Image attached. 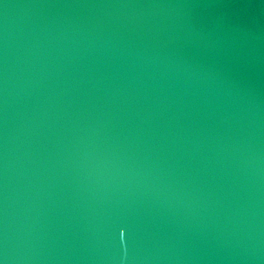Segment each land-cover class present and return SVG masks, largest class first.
I'll return each instance as SVG.
<instances>
[{"label":"water","instance_id":"95a60500","mask_svg":"<svg viewBox=\"0 0 264 264\" xmlns=\"http://www.w3.org/2000/svg\"><path fill=\"white\" fill-rule=\"evenodd\" d=\"M0 264H264V0H0Z\"/></svg>","mask_w":264,"mask_h":264}]
</instances>
